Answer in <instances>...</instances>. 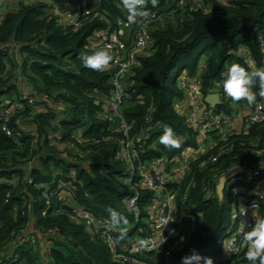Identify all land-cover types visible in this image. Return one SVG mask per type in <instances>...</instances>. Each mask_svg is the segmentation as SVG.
I'll return each mask as SVG.
<instances>
[{
	"label": "trees",
	"instance_id": "obj_1",
	"mask_svg": "<svg viewBox=\"0 0 264 264\" xmlns=\"http://www.w3.org/2000/svg\"><path fill=\"white\" fill-rule=\"evenodd\" d=\"M177 1L159 0L156 8L150 3L148 8L164 16L176 9ZM53 7L66 8L63 0H39L0 14V106L10 110L8 127L13 134L5 135L0 124V264H134L116 261L102 233L71 221V206L61 202L62 196H70L114 233L126 232L123 239L114 238L117 253H123L132 240L154 235L152 207L158 200L140 178L132 180V188L125 186L128 168L116 158L119 146L114 140L123 132L109 125L104 114L113 89L109 67L96 72L84 68L79 59L82 52L102 49L94 34L118 31L128 24V13L121 0H92L91 9L101 18L85 20L72 33L49 14ZM164 17L150 27L149 49L126 78L131 99L121 112L131 125L130 135L142 136L135 140L140 163L163 167L168 174L187 149L193 155L199 149L193 128L177 107L185 101L178 80L198 76L201 94L206 96L232 63L264 72V0H196L176 9L173 19ZM137 24L128 26L135 30ZM22 82L28 86L22 92L34 102L31 107L18 99L21 106L16 109L5 98L16 94ZM262 84L257 78L253 87L257 97L264 92ZM214 112L231 116L233 110L224 101ZM164 126H171L181 138L179 149L168 150L159 143ZM76 137L83 144H76ZM213 139L216 147L194 161L186 160L181 193L189 185L188 198L178 205L173 223L178 234L164 247L171 264H181V257L192 249L214 261L224 259L223 245L233 233L230 228L238 224L234 215L240 195L235 189H259L264 194V124L251 125L225 142H218L217 136ZM73 143L74 151L68 149ZM224 145L228 150L211 162ZM241 165L258 170V176L249 181L238 176L219 200V179ZM65 182L69 188L58 190ZM42 186L59 192L49 199V207ZM135 193L138 215L127 206ZM108 209L126 216L128 224L113 228ZM181 212L196 218L190 234ZM255 216L264 217V206ZM245 255L246 251L240 261L224 263L247 264ZM157 257L155 252L136 259L159 264Z\"/></svg>",
	"mask_w": 264,
	"mask_h": 264
},
{
	"label": "built area",
	"instance_id": "obj_2",
	"mask_svg": "<svg viewBox=\"0 0 264 264\" xmlns=\"http://www.w3.org/2000/svg\"><path fill=\"white\" fill-rule=\"evenodd\" d=\"M37 1L39 0H0V9L4 5H6L8 9L10 8V5L13 4L17 5L20 3ZM63 1L66 6L65 10L53 7L49 11V14L57 17L60 22L66 25V27H70V32L72 33H76L83 26L85 20L101 18L99 13L91 9L92 0ZM191 2H196V0H178L176 3V9H181L187 3ZM175 10H170V12L164 16L172 17ZM164 16L153 13L151 19L148 21L138 20L137 27L134 30L133 39L128 43L122 40L119 32L112 31L111 29H104L95 33L93 36L94 41L97 42L102 49L110 45L114 56V60L109 65V71L113 68L116 69V72L111 75V84L113 87L112 96L106 105L104 114L109 125L115 126L116 130H121L123 132L122 138H115L114 140L119 146L116 158L123 161L128 168L129 177L124 180V184L127 188H132V180L140 178L146 188L157 198V203L152 207L153 217L155 219V224L152 226V229L154 231L157 230L160 234L157 242L164 241V243L160 245L158 249L136 250V241L132 240L128 243V246L123 253H117L115 252V245L112 244V240L118 238L120 234L114 233L110 226L100 223L99 219L95 218L90 212L82 207L74 208L71 206L69 219L73 222L84 224V226L90 231L99 230L114 249V259L123 263L152 264L136 259V257L156 252L158 254L159 264H171L170 255L167 251H164V247L168 241L175 238L178 234L173 223L177 217L178 205L184 204L188 198L189 185L185 192L181 193L182 182L188 169V162L186 159L180 161L178 165H175L174 169L170 170L168 174H166L162 168L144 167V165L140 163V158L135 149V140L140 141L142 136L138 137V135H130L131 125L126 122L121 112L123 104L131 99V96L125 88L126 78L130 74L132 68L136 66L137 58L141 54L146 53L149 49L152 42L150 27L152 24L160 22ZM141 41H143V43H141ZM242 57L249 59L244 53H242ZM178 82L185 96L187 123L195 132V139L201 148L200 154L201 152L203 154L204 143L209 140L212 142L209 149L216 147V142L213 139L215 136H217L218 142H225L228 137L246 131L251 125L264 124V95L258 96L256 102L249 105L246 101L235 102L231 98L225 96L223 92L218 89L217 84H215V86L207 93V95L218 94L219 97L222 96L224 98V101L228 99L230 103L232 102L237 105L239 119L242 123L241 129H238L237 131L234 128L231 117L216 114L214 110L207 109L203 104V95L200 91L201 86L198 76L193 78L182 76ZM197 88H199V94L195 91ZM32 100L33 99H31L30 96L23 95L21 102L27 103L28 106H31L33 105ZM20 106L19 103L17 106H14V108L19 109ZM10 115V110L0 106L1 131L9 137L13 136L12 131L8 127ZM148 137L149 136L147 135L145 138ZM75 141L76 144H83L84 140L76 137ZM68 149L72 151L76 150L75 143L68 145ZM227 150L228 147L225 145L218 148V153L211 157L210 161L213 163L217 162L221 152ZM136 163H138V165H136ZM238 168H241L242 170V173L240 174V176H243V178H240L242 181H249L252 177L258 176V170H249L245 165H241ZM229 172L225 176H227ZM69 185L70 184L66 182L61 183L58 190H63L62 192H65V190L69 188ZM41 189H43L44 197L46 199L45 204L49 207V199L56 196L59 192H51L47 186H42ZM226 192H228L227 189ZM237 193L240 195L238 201L241 205L238 206V213L234 216V220H238V224L237 227L230 228V231H233V233L228 236L223 245L220 257L224 256L225 258L214 261V264H225L224 260H232L233 263L240 261L243 253L246 251V242L243 239L244 234L250 231L254 226L257 221L255 213L260 210L261 206H264V194L259 189L245 191L244 189L239 188ZM137 198L138 194L135 193L134 197L128 200L127 206L130 212L138 215ZM71 201L72 198L70 196L61 197L63 205L70 206L69 202L71 203ZM181 218L188 226V234L192 233L196 228V218L193 216L188 217L184 212H181ZM136 221H138V218ZM170 230H174L175 235L170 234Z\"/></svg>",
	"mask_w": 264,
	"mask_h": 264
},
{
	"label": "clouds",
	"instance_id": "obj_3",
	"mask_svg": "<svg viewBox=\"0 0 264 264\" xmlns=\"http://www.w3.org/2000/svg\"><path fill=\"white\" fill-rule=\"evenodd\" d=\"M121 3L122 7L128 13L127 22L131 25L138 20H150L153 13L148 8V4L150 3L151 8L154 9L157 7L159 0H121ZM79 59L82 61L84 68L96 72H103L114 60V56L109 45L106 48H98L92 52H82L80 53ZM257 78L264 82V72L249 70L239 62H235L230 64L221 73V82L218 83L217 87L225 96L231 98L233 101H246L249 105H252L257 99V94L253 91ZM262 87H264V84H262ZM195 91L199 94V88L195 89ZM261 95H264V92H261ZM159 143L166 149L173 150L181 147L182 140L171 126H164L162 134L159 137ZM107 211L109 223L113 228L119 227L121 224H128L127 217L120 212L115 209H108ZM170 234L175 235V231L170 230ZM126 235V232H121L119 239H123ZM183 239L181 237V241ZM243 239L246 242L245 259L247 264H264V217L255 222L251 230L244 234ZM116 242L115 239L112 240L113 245ZM163 243L164 241L156 242L152 237L141 238L136 241V250L158 249ZM181 264H214V259L210 256H201L195 249H192L191 254H186L181 257Z\"/></svg>",
	"mask_w": 264,
	"mask_h": 264
},
{
	"label": "crops",
	"instance_id": "obj_4",
	"mask_svg": "<svg viewBox=\"0 0 264 264\" xmlns=\"http://www.w3.org/2000/svg\"><path fill=\"white\" fill-rule=\"evenodd\" d=\"M16 5L15 4H13V5H10V7H15ZM116 32H119V34L121 35V37H122V40L123 41H125V42H131L132 41V39H133V35H134V30L131 28V26H128V24H125L124 25V27H120L119 29H118V31H116ZM18 86H20L21 87V91H23V90H27L28 89V86H27V83H20V84H18ZM203 104H204V102H203ZM205 106H206V108L208 109H211V110H215V108H210L208 105H206V104H204ZM229 106L232 108V110H233V112H232V115L231 116H229V117H231V120H232V122H233V124H234V128L238 131V129H241V127H242V123L240 122V119H239V112H238V110H237V105H235L234 103H230L229 104ZM178 108H179V111H181V113H183V115H185L186 116V112H185V101H183L181 104H179L178 106H177ZM218 107V106H217ZM200 148V147H199ZM199 150V149H198ZM204 152H206L205 151V149L203 150V153ZM198 154H200V152L198 153V151L195 153V155H193L191 152H190V150H186V152L184 153V156H183V159H178L176 162H175V165H178L179 164V162L180 161H182V160H188V161H190V160H195V156H197ZM201 154H202V152H201ZM159 165V164H158ZM162 169H163V167H162ZM172 169H174V167H172L170 170H172ZM238 176H240V175H237L236 177H238ZM235 177V178H236ZM235 178H233L232 180H234ZM227 185V184H226ZM226 187V186H225ZM239 205H241V204H239L238 203V206ZM237 211V210H236ZM159 236H160V234H159V232L157 231V230H155L154 231V235H153V239L157 242L158 241V239H159ZM158 258V257H157ZM158 261H159V259H158Z\"/></svg>",
	"mask_w": 264,
	"mask_h": 264
},
{
	"label": "water",
	"instance_id": "obj_5",
	"mask_svg": "<svg viewBox=\"0 0 264 264\" xmlns=\"http://www.w3.org/2000/svg\"><path fill=\"white\" fill-rule=\"evenodd\" d=\"M25 4H28L26 2ZM7 6L4 5L0 9V14H5L7 12ZM116 72V69L113 68L109 71L110 75H113ZM204 104L208 105L210 108H216L217 106L221 105V102L219 101L218 95H207L203 99ZM201 151V148H199L198 153ZM242 173L241 168H234L232 169L227 176H223L219 179L218 184L216 186V194L219 200L222 199V193L223 190L228 182V180H232L237 175H240Z\"/></svg>",
	"mask_w": 264,
	"mask_h": 264
},
{
	"label": "rangeland",
	"instance_id": "obj_6",
	"mask_svg": "<svg viewBox=\"0 0 264 264\" xmlns=\"http://www.w3.org/2000/svg\"><path fill=\"white\" fill-rule=\"evenodd\" d=\"M168 18H170V19H173L174 17H169V16H167ZM164 19H165V17H163L162 19H161V23L164 21ZM159 22V23H160ZM15 84H17L16 82H15ZM218 85V84H217ZM17 89H18V92L16 93V94H12L11 95V97H9L10 99L8 100V98H5V101L7 102V103H11L12 104V106L14 107V106H17L18 104H19V102H21V99L23 98V95H25V96H27L26 94H24L22 91H21V87L20 86H18L17 87ZM210 95H218V94H210ZM218 98H219V101L221 102V104L224 102V98L222 97V96H220L219 97V95H218ZM18 99L20 100L19 102H18ZM32 99V98H31ZM202 99H204V96H203V98ZM33 102H34V100H32ZM227 101V103L228 104H230V101L227 99L226 100ZM225 101V102H226ZM33 105H31V107H32ZM26 128H27V126H26ZM211 141L209 140V141H207V142H205L204 143V149H205V151L207 152V151H209L210 149V145H211ZM228 184L226 185V187L227 188H229L232 184H233V182H230V180H228V182H227ZM238 190H239V188H237V189H235V192L237 193L238 192ZM227 191H228V189H227ZM44 194V193H43ZM69 204H70V206H72V207H78L77 206V204L76 203H73V201H71V203L69 202ZM238 213V210H237V212L235 213V215L234 216H236V214Z\"/></svg>",
	"mask_w": 264,
	"mask_h": 264
}]
</instances>
